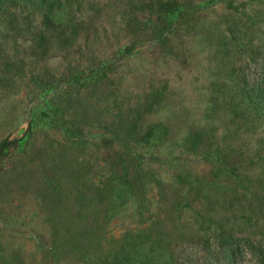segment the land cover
<instances>
[{
    "label": "rangeland",
    "instance_id": "rangeland-1",
    "mask_svg": "<svg viewBox=\"0 0 264 264\" xmlns=\"http://www.w3.org/2000/svg\"><path fill=\"white\" fill-rule=\"evenodd\" d=\"M172 1L200 9L170 27ZM58 18L42 45L0 18V142L27 135L1 162L0 264H226L222 236L232 264H264V117L240 97L264 0H74Z\"/></svg>",
    "mask_w": 264,
    "mask_h": 264
},
{
    "label": "trees",
    "instance_id": "trees-1",
    "mask_svg": "<svg viewBox=\"0 0 264 264\" xmlns=\"http://www.w3.org/2000/svg\"><path fill=\"white\" fill-rule=\"evenodd\" d=\"M74 0H0V18L4 19L5 22L9 26H16L19 23V20H23L25 24H27V30L30 31L32 34L34 41H36L39 45H42L44 42L47 41L49 34H54L60 29V22L58 18V14L62 12L64 9L69 8L73 5ZM222 2H231V0H220ZM178 5L177 2H173L171 4L172 12H171V19H170V27H173L178 20L181 18H185L190 12H194L200 7H187L183 10L176 7ZM167 38V33H161L158 35L159 41H164ZM130 51H126L125 54H129ZM108 66H104L102 68H93L91 69L89 74H79L74 76L71 81H69L70 87H77V86H84L90 82H97L101 78L107 69ZM240 97L242 103L246 111L255 114L257 116L264 117V65L261 72L254 78L250 75L247 76L246 73H243V81L240 86ZM44 121L51 123L57 122L61 124L66 134L71 132L70 128L68 127L67 123L62 119V117L56 112H44L43 114ZM33 123V124H32ZM30 124L27 134L34 128V123H37V120H33ZM36 126V125H35ZM158 126H154L148 132V136L152 138L154 132ZM27 136V135H26ZM17 138V139H5L0 142V172L2 171L1 162L6 157L9 150L17 148L18 145L24 141L26 138ZM119 138V137H118ZM146 137L143 138L142 142H146ZM28 139V138H27ZM121 141L120 139H118ZM125 145L128 150H133L130 148L129 143L121 141ZM204 159L207 161H215L220 169L226 168V163L223 157L220 154L219 150L208 152ZM175 160L179 159H161L155 155H152L151 162L156 163H174ZM141 162H139L140 166ZM140 168V167H138ZM232 174L235 178L239 179L238 175L234 172ZM159 237H164L165 235L163 232L158 233ZM223 244L221 245V249L219 254H222V251L225 252L228 256V263L232 264V257L229 253L234 254V249L230 245V241L228 238L222 236ZM219 258V257H218ZM213 259L210 260L207 264H216V262H212ZM220 264H225L221 263ZM108 264H123L118 258H115V261L108 262ZM182 264V263H180Z\"/></svg>",
    "mask_w": 264,
    "mask_h": 264
}]
</instances>
